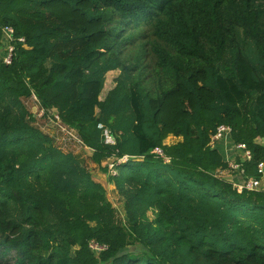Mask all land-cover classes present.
Returning a JSON list of instances; mask_svg holds the SVG:
<instances>
[{
	"label": "trees",
	"instance_id": "trees-1",
	"mask_svg": "<svg viewBox=\"0 0 264 264\" xmlns=\"http://www.w3.org/2000/svg\"><path fill=\"white\" fill-rule=\"evenodd\" d=\"M4 26L26 44L0 59V264H264V190L219 177L229 162L210 145L230 124L258 175L264 0H0V43ZM34 96L98 164L114 159L103 169L124 216L82 157L32 123Z\"/></svg>",
	"mask_w": 264,
	"mask_h": 264
},
{
	"label": "rangeland",
	"instance_id": "rangeland-1",
	"mask_svg": "<svg viewBox=\"0 0 264 264\" xmlns=\"http://www.w3.org/2000/svg\"><path fill=\"white\" fill-rule=\"evenodd\" d=\"M135 47H137V45L130 44L127 48L133 51ZM5 55L6 48L0 43V59H2ZM148 60L149 58H147L145 61ZM120 72V69H114L106 73L104 88L100 95V98L102 100H104L108 92L115 87L116 79L119 76ZM35 101L30 99L26 101L28 108L36 116L35 121H33L32 123L35 126L40 127L44 132L52 135V138H54L53 142L55 146L59 147L65 152H72V154H76L82 157L81 161L83 165L92 173L93 178L103 185L106 198L112 203V205L118 211V214L124 216L125 210L123 195L120 193L116 183L110 179L108 172L103 169L104 166H108L109 169H111L110 172H116L115 167H111L113 166V158H106L102 161L101 165L98 164L93 158V149L83 146L78 140L76 131L68 129L61 123V121L56 117L57 110H51L48 115L43 114L42 110L40 111L41 108L39 107V104H37V102ZM99 112L100 109H98V113ZM175 140L176 139L169 135L165 139V143L173 144ZM257 140L264 146V137L259 136ZM149 215L153 217V213L151 211L149 212Z\"/></svg>",
	"mask_w": 264,
	"mask_h": 264
},
{
	"label": "built area",
	"instance_id": "built-area-1",
	"mask_svg": "<svg viewBox=\"0 0 264 264\" xmlns=\"http://www.w3.org/2000/svg\"><path fill=\"white\" fill-rule=\"evenodd\" d=\"M3 32V39L5 41V48H6V55L3 56V60L10 64L12 62L13 56L16 51L15 47V41L25 42L24 37L16 38L14 35V28L11 26H4L2 28ZM34 99L37 102L36 96H34ZM42 110V113L44 114V109ZM56 117L59 119V115L57 114ZM60 120V119H59ZM232 131L233 128L230 124L222 123L219 124L216 128V131L211 135L210 145L212 147H218L217 145L224 141L231 139L233 141V146L237 152V156L235 159L227 160L229 162V167L225 169H219L217 172V175L219 177L226 178L230 181H232L234 187L239 191L242 192L244 190L249 191H258V190H264V185L262 182V177L264 176V160H261L257 164V172L258 175H247L244 164L248 161H251L253 159V152L252 149L249 147V145L246 142H235L232 139ZM104 141L108 145H115L117 143L116 137L113 135L111 130L109 128H105L103 132ZM79 141H81L78 138ZM256 141L260 143L257 139ZM155 153H157L160 156H163L165 158L166 162H169L170 159L165 156L164 151L161 147H156L153 150ZM128 156H124L123 158H120L119 161L122 162L123 160H127ZM114 159H113V166L114 167ZM226 174V175H224ZM90 247L91 249L96 252L100 253L107 249L106 245L99 244L95 240L90 241Z\"/></svg>",
	"mask_w": 264,
	"mask_h": 264
},
{
	"label": "crops",
	"instance_id": "crops-1",
	"mask_svg": "<svg viewBox=\"0 0 264 264\" xmlns=\"http://www.w3.org/2000/svg\"><path fill=\"white\" fill-rule=\"evenodd\" d=\"M1 45L5 47V41L4 39H2L1 41ZM175 140V142L173 143H176L178 141H181L183 138L182 136H175L173 134H170ZM258 139V138H257ZM168 144H172V143H168ZM220 149V151L222 152L223 156L225 157L226 160H230V159H235L236 156H237V152L233 146V141L231 139H228V140H224L222 142H220L218 145H217ZM262 182H264V176L262 177ZM264 185V183H263Z\"/></svg>",
	"mask_w": 264,
	"mask_h": 264
}]
</instances>
